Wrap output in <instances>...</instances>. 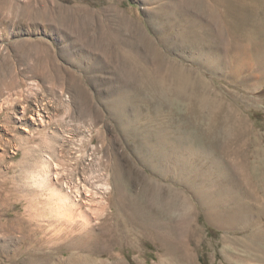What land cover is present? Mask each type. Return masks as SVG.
Here are the masks:
<instances>
[{
	"label": "rangeland",
	"instance_id": "374dc122",
	"mask_svg": "<svg viewBox=\"0 0 264 264\" xmlns=\"http://www.w3.org/2000/svg\"><path fill=\"white\" fill-rule=\"evenodd\" d=\"M160 6L169 10L177 4L176 0H0V264H264V235H260L264 213L255 211L259 202L264 204V74L254 68L258 58L241 57L242 68L233 71L224 48L225 72L202 71L209 86L218 87L220 98L232 104L233 116L243 120L245 144H232L227 155L202 130L192 126L183 133L192 143L188 150L204 149L222 158L205 162L202 172H212L213 178L219 169L223 177L233 178L234 170L239 176L236 195L253 205V210L247 204L240 210L239 220L243 217L245 223L216 226L205 206L180 184L179 176L152 174L134 151L144 133L135 126H144L146 120L134 115L128 102L119 126L109 111L113 94L135 85L121 71L124 56L132 53L148 66L153 64L145 38L154 40L165 56L196 66L157 38L163 35L155 24ZM200 19L211 20L207 12ZM177 28L172 26L166 35H176ZM167 119L163 114L149 125L157 128ZM144 175L168 183L185 197V202L179 197L171 211L155 203L152 209L167 214L165 222L172 229L169 246L178 252L185 247L191 261L166 253L138 228L131 237L92 255L88 242L81 241L75 250L70 241L57 237V230L69 225L75 229L71 237L87 233L99 237L104 227L116 224L119 196H141ZM14 183L23 190L12 206L4 195ZM223 183L227 187L234 182ZM54 188L77 199L73 204L66 201L71 208L63 207ZM27 204L39 212L17 215ZM183 212L185 221L180 223ZM252 234L260 238L249 239Z\"/></svg>",
	"mask_w": 264,
	"mask_h": 264
},
{
	"label": "bare ground",
	"instance_id": "6f19581e",
	"mask_svg": "<svg viewBox=\"0 0 264 264\" xmlns=\"http://www.w3.org/2000/svg\"><path fill=\"white\" fill-rule=\"evenodd\" d=\"M176 4V8L172 7L169 10H165L163 6L158 9L159 20L155 24L157 23L163 35L157 38L164 43L165 47L179 49L178 55L196 66L181 64L177 60L165 56L154 45V40L143 38L153 59V64L148 66L146 62L137 59L132 53L124 56L121 71L123 70L135 85L124 86L119 92L114 93L109 111L119 126L122 123V112L126 109L128 102L132 113L138 118L146 120L144 126H135L136 131H144L139 135V142L134 144V151L140 157L141 162L159 178H164L167 175L170 177L179 176L183 188L185 187L205 206L208 219L216 226L228 228L237 223L239 215L242 213L235 214L233 212L231 188L228 185L226 187L220 180L221 177L223 178V173L217 167L218 171L213 178L211 177L212 172L208 171L210 174L202 172L205 162H215L222 158L214 157L204 149L188 150L192 143L187 136H183V133L186 134V128L194 126L198 128V131L202 130L208 136L211 144L221 150L226 149L227 155L230 154L227 149L232 144H245L243 120L233 116L232 104L220 98L221 95L219 96V92L216 91L218 87L209 86L202 71L210 69L213 72H225L228 64L221 53L225 48L231 57L229 63L232 61L230 65L233 66V71L242 68L240 66L243 63L240 62L241 57L247 56L258 58L259 62L254 68L264 74V0H176ZM188 9L193 10L194 13L188 14ZM204 12H207L210 21L203 22L200 19ZM172 26L178 27L177 34H173L174 37L166 35ZM231 35L235 37H231ZM116 54H119L118 51ZM176 111H179L181 115L176 117ZM163 114L167 116V121L158 122L157 128L150 127L149 123ZM191 119L189 124L179 123L182 120ZM124 128L128 129V127ZM177 133H181L182 136H176ZM263 164L264 158L261 165ZM118 173V165L114 164V174L117 176ZM263 174H261L262 178H264ZM141 179L143 182L141 196L136 198L119 196L115 203L116 224L104 227L98 234L99 237L90 236L88 233V236H76V234L71 237L72 231L75 230L71 225L59 228L57 237L70 241L73 249L79 247L81 241L88 242L87 252L92 255L101 253L111 243L120 242L124 236L131 237L135 229L138 228L144 232V236L161 244L166 253L179 254L177 256L180 259L191 261V254L185 247L179 248L180 252H178L175 246H169L172 244V229L165 222L167 214L158 213L155 209V207L163 206L164 209L168 208L171 211L176 205L177 199L182 197L180 199L185 202V197L180 191H172L171 185L164 181L148 175L142 176ZM64 185L68 186V182L66 181ZM74 187V190L79 194L80 187L77 184ZM124 187L126 188V184ZM85 188L90 191L88 187ZM102 188L107 187L103 186ZM54 189L64 202V206H60L71 208V205H66V201L68 204L70 202L73 204L77 199L73 200L67 193H62V189ZM21 190H23L21 186L14 183L10 187V193L7 192L4 195V199L9 200V204L14 206L15 201L22 198L19 193ZM164 192H167L166 195H163ZM256 198L261 199L260 196ZM142 200L146 205H142ZM152 203L156 204L154 209H152ZM251 207H253L252 204L248 206V208ZM255 209L258 214H263L264 204L259 202ZM25 211L29 214H37L39 209L27 204L23 212L16 214L22 215ZM179 216L180 223H183L185 219L181 218L184 216V212ZM238 222L245 223L246 219L242 217ZM256 237L258 235L252 234L249 239H257ZM100 263L115 264L105 261Z\"/></svg>",
	"mask_w": 264,
	"mask_h": 264
},
{
	"label": "crops",
	"instance_id": "0c3cea01",
	"mask_svg": "<svg viewBox=\"0 0 264 264\" xmlns=\"http://www.w3.org/2000/svg\"><path fill=\"white\" fill-rule=\"evenodd\" d=\"M233 171V178H230L229 176H228V174L227 175H225L223 178L221 177L220 178V180L221 181H223V182H226V183H230V182H234L233 183V185H228V186H230L231 187V189H232V191H234V194H235V196L236 197H238L239 198V200H235V198L236 197H234V194H233V206H234V209H233V212L235 213V214H237V213H241L240 212V210L242 209V210H244V208L246 207V204L247 203H245V202H242V200H244L245 201V199H243V198H241V197H239V196H237L236 195V190H235V183L237 182V178L238 179H240L239 178V176H237V175H235L234 176V170H232ZM236 174V173H235ZM264 175V174H263ZM237 177V178H236ZM223 179V180H222ZM248 194V193H247ZM248 196V195H247ZM241 200V201H240ZM247 202V201H246ZM250 205V204H249ZM248 204H247V209H248V206H249ZM246 213V212H245ZM234 226V225H233Z\"/></svg>",
	"mask_w": 264,
	"mask_h": 264
}]
</instances>
